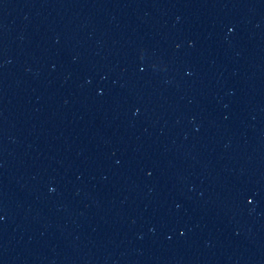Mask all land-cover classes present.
<instances>
[{
	"label": "water",
	"instance_id": "1",
	"mask_svg": "<svg viewBox=\"0 0 264 264\" xmlns=\"http://www.w3.org/2000/svg\"><path fill=\"white\" fill-rule=\"evenodd\" d=\"M0 264H264V254L0 9Z\"/></svg>",
	"mask_w": 264,
	"mask_h": 264
}]
</instances>
